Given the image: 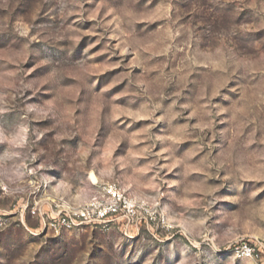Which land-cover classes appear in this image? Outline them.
<instances>
[{"label":"rangeland","instance_id":"374dc122","mask_svg":"<svg viewBox=\"0 0 264 264\" xmlns=\"http://www.w3.org/2000/svg\"><path fill=\"white\" fill-rule=\"evenodd\" d=\"M106 181L169 228L36 231L20 215ZM10 210L0 264H254L229 246L264 240V0H0Z\"/></svg>","mask_w":264,"mask_h":264},{"label":"built area","instance_id":"2783aa9c","mask_svg":"<svg viewBox=\"0 0 264 264\" xmlns=\"http://www.w3.org/2000/svg\"><path fill=\"white\" fill-rule=\"evenodd\" d=\"M8 192L7 186L1 188V194ZM36 194L33 192V195ZM28 213L39 220L36 231L60 232L90 226L108 231L111 228L127 230L145 226L154 231L157 228L168 229L166 214L157 203L141 199L115 181L99 184L94 192L82 203H54L33 197L22 201L20 215ZM12 210L0 211V226L6 224ZM37 233V232H36ZM234 258H246L254 264H264V240L247 237L229 246Z\"/></svg>","mask_w":264,"mask_h":264}]
</instances>
